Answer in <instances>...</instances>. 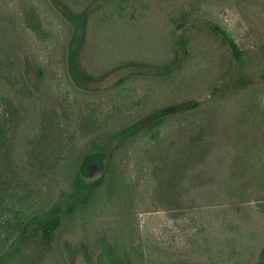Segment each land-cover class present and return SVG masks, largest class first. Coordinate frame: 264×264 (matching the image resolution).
<instances>
[{
	"label": "rangeland",
	"instance_id": "374dc122",
	"mask_svg": "<svg viewBox=\"0 0 264 264\" xmlns=\"http://www.w3.org/2000/svg\"><path fill=\"white\" fill-rule=\"evenodd\" d=\"M58 2L89 12L82 86L70 15L54 0H0V112L13 102L8 154L27 193L7 214H28L1 264H264V0ZM215 23L246 53L253 86L237 84ZM113 142L91 193L96 180L81 176L94 162L105 172ZM73 204L43 238L40 225Z\"/></svg>",
	"mask_w": 264,
	"mask_h": 264
},
{
	"label": "trees",
	"instance_id": "16d2710c",
	"mask_svg": "<svg viewBox=\"0 0 264 264\" xmlns=\"http://www.w3.org/2000/svg\"><path fill=\"white\" fill-rule=\"evenodd\" d=\"M55 4H57V6H61V4L58 2V0H54ZM62 10L67 14L70 15L71 20H73V22L75 23L76 27H78V29H81V34L77 35L76 38L74 40L71 41V49H70V56H69V68H70V74L72 76V78L74 79L75 83L77 85L82 86L84 83L82 81H84L83 75L78 74V70H77V63H76V59H77V52L79 50V48L82 46V40L85 38V33H86V24H87V19H88V11H85L81 14H73L71 13L68 9H66V7L61 6ZM213 29L215 31V33L227 44V50L230 52V57L228 64L232 65V68L234 67V74L237 76V84H239V82L241 83V87L246 86L247 83L250 82V84L248 85V87L253 86L254 83H252L250 81V75H241L242 69L246 68V65L249 61V58H247V55L245 52L241 51L238 43L236 42V40L234 39V37L232 35H230L224 28H222L220 25L218 24H213ZM262 53H263V57L260 63V69L258 71V76L257 78L259 80H261L260 82H262L264 84V44L262 45V49H261ZM28 62V61H27ZM33 71V69H31L28 65H26V69H25V77L26 80L28 81V83H30V75L31 72ZM241 76H240V75ZM39 77V76H38ZM40 81V78H38ZM237 88V87H236ZM3 101V106H2V111L0 112V218H4L6 217L5 221H8V225L6 227V229L2 228L1 223H0V245H1V249L3 250V247L13 238H15L17 235L18 237L22 235L24 228L26 227V220L25 218L28 216V214L23 215L22 212L19 210L17 212H12L13 214H7L8 212H11L12 209H14L16 207L14 199L18 198L19 200H22L25 198V196L27 195V193H23L21 191L22 188H24V184H21V180L18 176V173L15 172V170L13 169V161L11 160V156L8 154L9 152V148H10V134L12 133L13 130V126L15 124L14 122V118L16 117V110H15V106L13 104V102L11 100H9L6 97L2 98ZM169 112V110L167 111ZM166 115H162V118H164ZM159 118L157 119L154 123H152L151 125H149V127L146 130V132L151 133L153 132L155 129L159 128L163 123H158L157 121L162 119ZM140 126V124H139ZM134 131V130H132ZM131 131V132H132ZM132 136L129 135V137ZM99 143L95 144L94 147L97 149L98 148ZM112 145V144H111ZM109 147V153H110V160L106 166V170L105 172L102 174L101 178L96 180L95 183H93L90 186V191L91 193L94 192V190L98 187H100L104 181L107 179V172L108 169L110 170V164L112 162V158L114 156V152L116 150V144L112 146H108ZM91 152H87L85 154V157L82 158L80 164H79V169L74 177V188L76 190V188H78L79 186L84 187L85 182L80 180V175L83 172V169L86 165V161L87 158L89 157V155ZM79 161V160H78ZM78 161L76 162V165L78 163ZM16 175V178H15ZM83 175V174H82ZM16 180H19V183L17 184V186L14 185V182ZM91 193H86L87 196L86 198L91 194ZM85 194V195H86ZM9 199V201H7ZM13 199V200H12ZM76 204V203H75ZM76 205H72L71 207H68L65 211L63 212H58L57 215L50 217L49 219H47L45 222H43L40 225V230L42 231V237L50 240L52 238V235L57 231V229L60 227L61 224V216L63 215V213L65 214L67 213H72L74 212ZM13 216V219L10 218L7 219V216ZM28 227V226H27ZM30 227V226H29ZM22 232V233H21ZM24 238V237H23ZM5 244V245H4ZM5 250V249H4ZM3 250V251H4ZM9 252V251H8ZM6 252V253H8ZM6 255V254H5ZM7 257V255L5 257H3V260H5V258ZM1 260H0V264H1ZM123 264V262H122Z\"/></svg>",
	"mask_w": 264,
	"mask_h": 264
},
{
	"label": "water",
	"instance_id": "95a60500",
	"mask_svg": "<svg viewBox=\"0 0 264 264\" xmlns=\"http://www.w3.org/2000/svg\"><path fill=\"white\" fill-rule=\"evenodd\" d=\"M87 168H88L89 173L87 176H84V175L81 176L83 180H86L89 182V181H94V180H98L101 178L102 172L100 171V167L98 163L96 162L91 163L87 165Z\"/></svg>",
	"mask_w": 264,
	"mask_h": 264
}]
</instances>
